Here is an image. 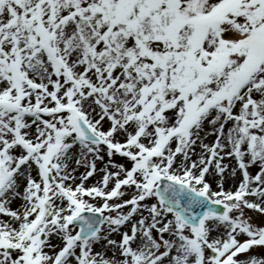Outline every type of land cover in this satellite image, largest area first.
Masks as SVG:
<instances>
[{
	"label": "snow or ice",
	"instance_id": "1",
	"mask_svg": "<svg viewBox=\"0 0 264 264\" xmlns=\"http://www.w3.org/2000/svg\"><path fill=\"white\" fill-rule=\"evenodd\" d=\"M245 209L264 0H0V264H264Z\"/></svg>",
	"mask_w": 264,
	"mask_h": 264
},
{
	"label": "rangeland",
	"instance_id": "2",
	"mask_svg": "<svg viewBox=\"0 0 264 264\" xmlns=\"http://www.w3.org/2000/svg\"><path fill=\"white\" fill-rule=\"evenodd\" d=\"M87 183H91V182H87ZM245 214L247 217L251 219L252 222H254L257 225H259L261 221H264V214H261L255 210L245 209ZM261 251H264V250L257 248L255 250V254H259Z\"/></svg>",
	"mask_w": 264,
	"mask_h": 264
},
{
	"label": "bare ground",
	"instance_id": "3",
	"mask_svg": "<svg viewBox=\"0 0 264 264\" xmlns=\"http://www.w3.org/2000/svg\"><path fill=\"white\" fill-rule=\"evenodd\" d=\"M80 171H83L82 169H80ZM91 178H89V180H90ZM95 179H99V176L98 177H95ZM238 179H239V176H237V178H236V180L238 181ZM234 182L235 181H233V180H229L228 181V183H226V186H228V187H233V184H234Z\"/></svg>",
	"mask_w": 264,
	"mask_h": 264
}]
</instances>
